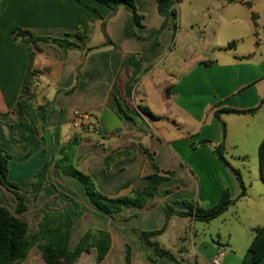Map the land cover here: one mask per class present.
<instances>
[{
  "label": "crops",
  "instance_id": "obj_1",
  "mask_svg": "<svg viewBox=\"0 0 264 264\" xmlns=\"http://www.w3.org/2000/svg\"><path fill=\"white\" fill-rule=\"evenodd\" d=\"M82 1L106 19L113 45L103 47L107 43L103 19L76 0H0V147L11 155L8 180L26 190L49 151L59 161L61 150L74 140L78 141L74 166L109 197L135 196L145 188V176L152 171L142 148L153 152L161 170L175 176L160 186V195L148 202L149 208H124L110 216L95 208L79 181L52 166L49 185L37 198L26 199L28 210L20 218L34 234L43 212L66 211L73 220L71 249L88 230H104L112 241L103 264H126L127 246L130 264H153L143 258V247L129 231H159L166 224L165 205L180 212L187 211L184 201L212 207L228 189L235 203L217 218L227 225L224 238L214 243L196 237L194 216H173L156 240L182 264H212L220 253L221 264H241L245 254L235 246L241 243L248 250L253 229L264 226V185L259 174L246 179L230 163L247 187L246 197L238 200L239 181L214 148L222 144L229 154L251 134L259 145L264 138V0H174L177 16L167 19L155 1L135 0L142 25L134 27L126 7L111 15L104 4ZM15 28L38 37L80 33L83 50L41 42L38 51L16 41ZM98 47L103 48L83 58L85 50ZM24 88L33 97L29 116L19 113ZM44 104L46 128L40 121ZM226 108L259 109L254 114L215 116ZM76 112L91 116L82 129L73 127ZM25 122H33L37 132L23 147L18 138ZM93 124L96 131L89 128ZM206 141L208 145L203 144ZM101 145L109 150L133 147L134 159H120L105 170ZM60 193L76 200L80 210ZM0 206L13 214L17 207L14 194L2 185ZM90 253L91 264H97L96 249ZM90 253L75 264H90L85 261ZM24 264H42L38 251L33 250ZM155 264L175 263L160 257Z\"/></svg>",
  "mask_w": 264,
  "mask_h": 264
},
{
  "label": "trees",
  "instance_id": "obj_2",
  "mask_svg": "<svg viewBox=\"0 0 264 264\" xmlns=\"http://www.w3.org/2000/svg\"><path fill=\"white\" fill-rule=\"evenodd\" d=\"M76 1L83 4L91 12L99 15L103 19V31L107 39V43L103 47L113 45L106 32V19L102 17L100 11L96 7H93L82 0ZM95 1L109 7L112 10L111 15H114L119 8L126 7L132 14L133 27L142 25V16L137 12L135 0ZM153 1L158 4V10L161 16L166 19L171 16H177V12L174 8V0ZM165 26L166 23L162 26L161 30L154 34L156 35L162 32ZM132 33L137 36L134 29L132 30ZM13 34L16 41L30 44L38 51H42L39 46V43L41 42L57 45L64 50H83L81 44L79 43L83 40L80 33L68 34L64 38L38 37L29 30L15 28L13 30ZM103 47L85 50L83 58H86L87 53L102 49ZM74 89L75 87L72 88L70 92ZM32 101L33 97L31 96L30 91L27 88H24L22 90L21 101L19 102V113L29 116L27 107ZM47 109L48 104L40 105V121L42 128L47 127ZM258 109L259 108L242 111L226 108L215 112V116L220 118L222 114H254L258 111ZM1 116L2 114L0 113V117ZM94 131H96V129ZM36 132L37 128L34 127L33 122L23 123L22 134L18 138V142L25 147L29 139L36 137ZM203 144L208 145L209 141H206ZM77 147L78 141L75 140L65 146L61 150V155L63 157L59 161H56L54 159L53 152L49 151L47 161L28 182L26 190H22L16 184L11 183L8 180L9 161L11 159V155L0 147V185H2L9 192L13 193L17 200L15 214L11 213L6 207L0 206V264H24L33 250L38 251L39 259L42 264H75L83 254L90 253L92 249H96L97 251V264H103V261L108 255L112 240L111 234L104 230H88L79 241L77 247L75 249L70 248L73 220L66 211L43 212V216L39 224V230L34 234L29 232V225L20 218V216L28 210L26 199L28 197L37 198L42 188L49 185L47 173L52 166L56 167L63 175L73 177L79 181L85 188L86 194L95 208L110 216L120 213L124 208H149L147 207L148 202L156 197H159L160 186L165 181H168L175 176L173 171L161 170L155 161L153 152H151L148 148H142L146 156L148 166L152 171L151 174L145 176L147 181L145 188L135 196L109 197L97 189L95 182L87 173L74 166L73 163ZM101 148L105 156V170H109L110 167L120 159L129 156L130 160L134 159V156L130 155L133 151V147L119 150H109L105 148L104 145H101ZM214 153L217 155L219 161L226 168L231 170L237 177L241 188L238 200L246 197V184L240 171L233 168L229 160L225 157L224 145L221 144L220 146L215 147ZM259 177L264 185V138L259 146ZM59 195L65 201L72 203L77 211L80 210L79 204L76 200L62 193ZM234 203L235 201L232 199L230 191L226 189L224 190L219 202L212 207L203 208L198 204H195L194 201H184L183 204L187 208V211L180 212L170 205H165L166 224L163 229L151 232L130 230L129 233L143 247V258L147 262L155 264L158 258L165 257L173 261L175 264H182L174 253L163 248L156 240V238L166 230L170 219L173 216H194L196 221L208 223L225 214ZM253 234L254 239L241 264H264V226L254 228ZM130 262L131 248L127 246L126 264H130Z\"/></svg>",
  "mask_w": 264,
  "mask_h": 264
},
{
  "label": "rangeland",
  "instance_id": "obj_3",
  "mask_svg": "<svg viewBox=\"0 0 264 264\" xmlns=\"http://www.w3.org/2000/svg\"><path fill=\"white\" fill-rule=\"evenodd\" d=\"M256 141L257 138L253 134H251L250 137L243 142V145L238 146V148L230 149L229 154L228 152H226L225 154V157L229 160V162L238 169H240L246 179H248V177L253 178L255 175L257 176V174H259L258 172L260 145L257 144ZM242 149L245 150L242 151ZM233 156L236 158H234ZM238 156L242 157L237 158ZM194 203L199 205L200 202L194 201ZM200 222L201 221H197L193 225V233L194 235H196V237H201L214 243H216L220 238H224L227 228V225H225L224 220L222 221V219H217L216 221H213L211 223ZM193 242L197 243V241ZM235 249L236 251L246 255L247 250L245 247L243 248L241 246V243L239 246H235ZM228 252L231 253V250L228 249ZM91 254L92 253L88 254V257H86L85 259V261L88 260L90 264L93 263V257H89ZM85 261L83 262L85 263Z\"/></svg>",
  "mask_w": 264,
  "mask_h": 264
},
{
  "label": "built area",
  "instance_id": "obj_4",
  "mask_svg": "<svg viewBox=\"0 0 264 264\" xmlns=\"http://www.w3.org/2000/svg\"><path fill=\"white\" fill-rule=\"evenodd\" d=\"M91 119V116L88 113L85 112H76L74 119H73V127L76 129H82L85 125H88V121ZM91 131L95 130L94 125H91L90 127ZM223 254L220 253L216 258H214L212 264H221V258Z\"/></svg>",
  "mask_w": 264,
  "mask_h": 264
}]
</instances>
